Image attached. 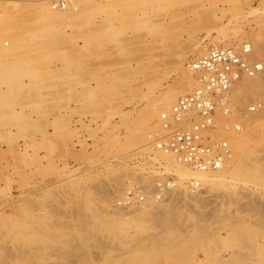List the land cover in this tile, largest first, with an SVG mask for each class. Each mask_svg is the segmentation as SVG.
<instances>
[{
	"label": "rangeland",
	"instance_id": "rangeland-1",
	"mask_svg": "<svg viewBox=\"0 0 264 264\" xmlns=\"http://www.w3.org/2000/svg\"><path fill=\"white\" fill-rule=\"evenodd\" d=\"M55 1L0 0V264H264V79L197 189L150 144L192 61L264 41V0Z\"/></svg>",
	"mask_w": 264,
	"mask_h": 264
},
{
	"label": "built area",
	"instance_id": "built-area-1",
	"mask_svg": "<svg viewBox=\"0 0 264 264\" xmlns=\"http://www.w3.org/2000/svg\"><path fill=\"white\" fill-rule=\"evenodd\" d=\"M252 52L248 43L241 48L213 45L192 61L190 67L197 72L199 85L180 96L169 112L161 114L163 131L152 135V148L175 155L193 170L219 169L230 150L224 140H213L216 109L223 100V106H227L229 91L242 75L263 71L264 63L253 59Z\"/></svg>",
	"mask_w": 264,
	"mask_h": 264
},
{
	"label": "bare ground",
	"instance_id": "bare-ground-1",
	"mask_svg": "<svg viewBox=\"0 0 264 264\" xmlns=\"http://www.w3.org/2000/svg\"><path fill=\"white\" fill-rule=\"evenodd\" d=\"M45 1V0H44ZM52 8L53 9H55V10H57V9H59V3H57L56 5L54 4V3H52ZM48 9H50V10H53V9H51V7H48ZM57 12V11H56ZM55 12V13H56ZM54 13V12H53ZM54 13V14H55ZM56 14H58V13H56ZM55 14V15H56ZM61 14V13H60ZM60 14H59V16H60ZM56 17V16H55ZM57 17H58V15H57ZM60 17H62V16H60ZM218 23V22H217ZM240 42V41H239ZM238 42V43H239ZM242 43V42H241ZM244 44V43H243ZM242 44V45H243ZM248 44L252 47V58L255 56V54L257 53V54H259V55H263L264 54V41L261 39V38H257V37H250L249 38V41H248ZM216 45H219L218 43L216 44ZM238 45H240V46H242L241 44H238ZM221 46V45H220ZM223 46V45H222ZM225 46V45H224ZM197 47V46H196ZM239 48V47H238ZM263 58V57H262ZM264 59V58H263ZM263 59H262V62H263ZM189 67H190V65H189ZM190 69L191 70H193L191 67H190ZM264 70V69H263ZM193 71H195V70H193ZM197 73V72H196ZM262 73V76H263V74H264V72H258V73H256V74H254V75H247V74H245V75H242V77H241V79H240V83H245L247 86H250V87H253V86H256V85H258V83L262 80V78L264 79V77H262V76H259L260 74ZM196 83L195 84H198V82H199V80H198V74L196 75ZM238 84V83H237ZM236 84V85H237ZM185 85L188 87V86H190L191 85V81H189V80H187V81H185ZM199 85V84H198ZM236 85H234L233 87H232V89H234L235 88V86ZM241 88H242V85H241ZM232 89L229 91V96H230V92L232 91ZM239 89H240V87H239ZM235 90H236V88H235ZM241 90V89H240ZM178 92V91H177ZM177 92H176V90H171V91H168L166 94H164L162 97H161V99H160V104L162 105V107L161 108H167L166 109V111L165 112H169L170 111V106L173 104V102L175 101V98H176V96H177ZM236 92V91H235ZM238 93H239V91H238ZM232 95V94H231ZM228 96V97H229ZM240 98V97H239ZM233 99H234V97H233ZM233 99H230V100H233ZM236 102V101H235ZM232 101H230L229 102V100L227 101V106L226 107H224L223 105L225 104V100H223L222 102H220V104H219V106L217 107V109H216V116L218 117V116H221L220 114H219V111H224V113L225 112H229V108H231V106H232ZM237 104H238V102H237ZM236 104V107H238V105ZM174 105V104H173ZM172 105V106H173ZM235 105V104H234ZM263 105V104H262ZM262 107V106H261ZM232 108H233V106H232ZM239 109V108H238ZM159 112V109H158V111L155 109V113H151V117L153 118L154 116H156L157 115V113ZM237 112H239V111H237ZM162 114V113H161ZM169 115H171V113H169ZM239 115V114H238ZM161 116V115H160ZM216 117V118H217ZM170 119H172V118H170ZM227 120V119H226ZM216 121V123H217V120H215ZM163 124V123H162ZM261 124V123H260ZM257 125V124H256ZM237 126V128H239V126L238 125H236ZM238 139V137L235 139V141H234V143H235V146L236 147H240V144L241 145H243L242 143H239L240 141L239 140H237ZM222 140H224V139H222ZM225 141V140H224ZM228 141H229V139H228ZM226 142V147L227 148H229L228 147V142L227 141H225ZM247 145V144H246ZM226 147H222L221 148V150H227V148ZM241 149V148H240ZM154 150H158V149H154ZM230 150V149H229ZM249 150V149H248ZM158 151H160V152H164V151H162V150H158ZM242 152V151H241ZM244 152V151H243ZM164 154L166 155L165 157H168V159L170 160V161H174V162H176L177 164H178V166H179V170H180V173L184 176V178H185V180L187 181V180H189L190 182H191V186L194 188V189H197L200 185H201V183L203 182V179H205V178H207L208 177V174L209 173H212V172H214V171H219V170H221L222 168H223V164H222V166L221 167H219V169H216V170H193V169H191L190 167H188L187 165H185V164H183V163H181L180 161H179V159H177L176 160V156L175 155H173V154H169V153H165L164 152ZM230 155V154H229ZM228 155V156H229ZM227 156V157H228ZM241 156V155H240ZM238 158H240L239 157V155H237V160H238ZM245 163V162H244ZM244 165V164H243ZM175 166H177V165H175ZM241 167V166H240ZM177 170V169H176ZM178 172V171H177ZM180 174V175H181ZM182 176V177H183ZM193 178H196V179H194V180H192ZM192 180V181H191ZM207 181V180H206ZM158 193V192H157ZM142 194V193H141ZM135 197V196H134ZM157 197H161V195H157ZM138 198V197H137Z\"/></svg>",
	"mask_w": 264,
	"mask_h": 264
}]
</instances>
